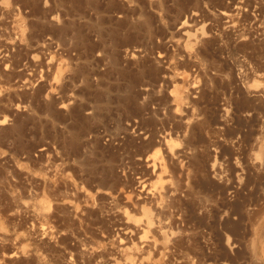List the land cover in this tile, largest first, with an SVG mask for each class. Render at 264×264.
Returning a JSON list of instances; mask_svg holds the SVG:
<instances>
[{"label": "rangeland", "instance_id": "obj_1", "mask_svg": "<svg viewBox=\"0 0 264 264\" xmlns=\"http://www.w3.org/2000/svg\"><path fill=\"white\" fill-rule=\"evenodd\" d=\"M0 264H264V0H0Z\"/></svg>", "mask_w": 264, "mask_h": 264}, {"label": "bare ground", "instance_id": "obj_2", "mask_svg": "<svg viewBox=\"0 0 264 264\" xmlns=\"http://www.w3.org/2000/svg\"><path fill=\"white\" fill-rule=\"evenodd\" d=\"M152 167L154 168V164L152 165Z\"/></svg>", "mask_w": 264, "mask_h": 264}]
</instances>
